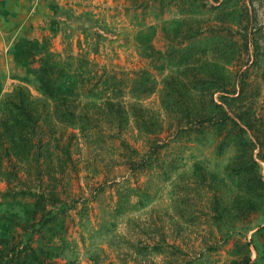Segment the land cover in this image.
<instances>
[{
    "label": "rangeland",
    "instance_id": "1",
    "mask_svg": "<svg viewBox=\"0 0 264 264\" xmlns=\"http://www.w3.org/2000/svg\"><path fill=\"white\" fill-rule=\"evenodd\" d=\"M239 71L264 122V0H0V97L26 88L56 137L52 176L34 151L0 170V238L49 264H264V189L183 108L209 112L206 80Z\"/></svg>",
    "mask_w": 264,
    "mask_h": 264
},
{
    "label": "trees",
    "instance_id": "2",
    "mask_svg": "<svg viewBox=\"0 0 264 264\" xmlns=\"http://www.w3.org/2000/svg\"><path fill=\"white\" fill-rule=\"evenodd\" d=\"M23 46L25 45L21 44L20 48ZM39 62L40 65L34 68L32 73L39 80L42 93L48 97H54L58 92L56 82L61 69L48 58L40 59ZM76 77L78 83L84 88L90 83L89 78L81 74ZM102 77V90L108 89L106 81L110 78L105 74ZM246 77L244 71H239L233 83L228 84L223 82L222 78L212 76L206 80L208 88L204 89V91H210V111L199 113L191 111L186 103L183 104V108L188 119L196 118L198 121L195 130L212 127L217 130L221 138V149L224 146L235 147L237 163L235 174L241 173V176L246 179L247 184L244 186L246 191H258L264 189V175L255 171L258 161H264V122L260 120L252 105L255 92ZM92 87L97 91L101 89L94 84ZM170 91L180 98L184 96L177 86L173 88L170 86ZM61 98L64 100L65 97ZM44 119L43 114L37 111L35 99L26 88L18 86L4 98L0 97V170L2 174L11 175L10 178L12 176L18 178L13 157H23L34 151L35 164L39 173L52 176L56 169V153L53 151L56 137L50 126H43ZM46 121H48L47 118ZM158 147L160 146L154 144L150 151H156ZM21 189V194L28 193V188ZM40 193L38 197L43 195ZM39 202L41 199L38 198V204ZM0 264H49V262H46L29 243L0 238Z\"/></svg>",
    "mask_w": 264,
    "mask_h": 264
}]
</instances>
